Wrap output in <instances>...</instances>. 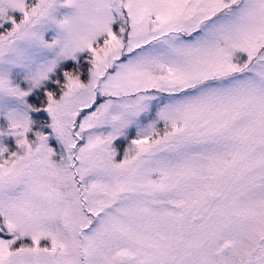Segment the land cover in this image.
I'll use <instances>...</instances> for the list:
<instances>
[{
  "label": "snow or ice",
  "instance_id": "6c2138e0",
  "mask_svg": "<svg viewBox=\"0 0 264 264\" xmlns=\"http://www.w3.org/2000/svg\"><path fill=\"white\" fill-rule=\"evenodd\" d=\"M0 264H264V0H0Z\"/></svg>",
  "mask_w": 264,
  "mask_h": 264
}]
</instances>
